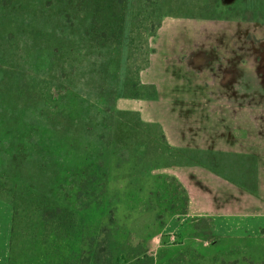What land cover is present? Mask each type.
I'll return each instance as SVG.
<instances>
[{
    "label": "rangeland",
    "instance_id": "374dc122",
    "mask_svg": "<svg viewBox=\"0 0 264 264\" xmlns=\"http://www.w3.org/2000/svg\"><path fill=\"white\" fill-rule=\"evenodd\" d=\"M198 1L190 4L192 0H162L154 5L152 13H142L138 22H131L130 66L144 65L157 30L152 29L165 18L177 20L167 31L178 34L174 47L180 45L181 52L188 51L190 18L223 17L264 22V8L255 0H217L216 4L209 3L210 10L200 7ZM197 34L203 43L205 34H210V27L207 32L201 25ZM167 37H162L164 45ZM248 39L259 40L252 35ZM125 52V48L120 53L111 51L113 70L118 71V64L124 63ZM174 58H168L166 68L169 70L177 67ZM70 84L69 90L58 99L59 104L49 96L43 101L31 99L23 113L34 128L28 161L33 192L42 201L65 202L74 213L75 231L70 232L71 238L65 237V244L69 242L71 247L72 239L78 237L74 232L79 229L83 234L95 235L102 229L101 235L107 232L110 236L111 260L114 261L113 255L118 253L126 258L119 259L118 264H125L123 261L132 258L136 250H144L145 256L133 258L129 264H143L141 261L146 258L152 259L150 264H264V228L256 233L252 228L250 236L221 237L212 232L210 221L189 219L180 213L186 208L185 195L165 171L171 163L168 160L171 154L158 126L142 123L132 112L116 110L115 104L93 96L78 78ZM140 92L148 95L151 91L142 89ZM17 102L21 106V102ZM13 107L17 108L15 104ZM64 108L71 112L68 123L66 115H61L65 112L57 113ZM43 125L48 129V138L41 144L39 129ZM85 178L89 181L95 178L94 184L99 185L102 193L99 201L87 202V206L75 196L77 185ZM48 212L44 219L53 214V210ZM39 214L31 207L18 221L12 264H51L54 253L59 255L56 243L55 247L50 246L56 240L51 232L52 221L42 228ZM45 231L49 234L47 243ZM172 235L175 241L170 242ZM108 256L105 252L103 258Z\"/></svg>",
    "mask_w": 264,
    "mask_h": 264
},
{
    "label": "crops",
    "instance_id": "0c3cea01",
    "mask_svg": "<svg viewBox=\"0 0 264 264\" xmlns=\"http://www.w3.org/2000/svg\"><path fill=\"white\" fill-rule=\"evenodd\" d=\"M188 21V51L181 52L178 34L167 31L177 20L163 19L139 75L150 94L119 98L115 107L158 126L171 154L165 171L186 191L189 219H209L217 236H250L264 228V22ZM201 25L210 27L203 43ZM171 56L174 70L166 68ZM12 217L0 197V264H9Z\"/></svg>",
    "mask_w": 264,
    "mask_h": 264
},
{
    "label": "trees",
    "instance_id": "16d2710c",
    "mask_svg": "<svg viewBox=\"0 0 264 264\" xmlns=\"http://www.w3.org/2000/svg\"><path fill=\"white\" fill-rule=\"evenodd\" d=\"M255 1L264 8V0ZM161 2L162 0H0V197L9 201L13 207L9 264L13 262L18 221L31 207L40 212L42 228L52 221L51 232L56 240L50 246L55 247L56 243L59 255L54 253L51 264H104L103 259L105 264H118L119 259H126L118 253L113 255L115 260H111L108 248L110 236L107 232L101 235L104 232L102 229L97 235L83 234L79 229L74 232L78 237L72 239L71 247L69 242L65 244V237L71 238L70 232L75 231L74 213L65 202L53 199L42 201L33 192L34 184L28 177V161L31 157L29 145L34 128L23 113L30 106L31 99L43 101L49 96V99L59 104L58 99L69 90L70 83L76 78L85 83L93 96L108 104H116L119 98L145 97L140 90H150L152 87L142 85L139 75L148 65L151 51L140 68L130 66L128 59L133 54L131 22H138L142 13H152L154 5ZM216 2L217 0H200L198 5L210 10L209 3ZM190 4H193V0ZM161 23L152 29L154 31L157 28L155 36ZM123 48L126 52L124 58L121 55L120 60L123 58L124 63L118 64V71L113 70L114 57L111 51L120 53ZM135 70L136 78L133 76ZM17 101L21 102V106ZM57 113L66 115L65 119L69 122L71 112L64 108ZM47 130L44 125L39 129L41 144L48 138ZM86 178L77 185L75 196L87 206V202L91 204L99 201L102 193L99 185L94 184L95 178L91 181ZM171 179L178 184L174 178ZM181 189L187 208V194L182 187ZM186 208L180 213L186 214ZM50 210H53V214L44 219ZM201 219L210 221L207 218ZM38 223L37 221V226ZM44 234L47 243L49 234L47 231ZM105 252L109 255L108 258H103ZM144 253V250H136L132 258L123 262L129 264L133 258ZM151 261V258H146L141 262L150 264Z\"/></svg>",
    "mask_w": 264,
    "mask_h": 264
},
{
    "label": "built area",
    "instance_id": "2783aa9c",
    "mask_svg": "<svg viewBox=\"0 0 264 264\" xmlns=\"http://www.w3.org/2000/svg\"><path fill=\"white\" fill-rule=\"evenodd\" d=\"M169 240H170V242H173V241H175V237L172 235L169 237Z\"/></svg>",
    "mask_w": 264,
    "mask_h": 264
}]
</instances>
